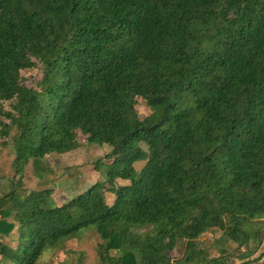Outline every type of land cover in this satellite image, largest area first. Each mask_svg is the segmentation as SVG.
<instances>
[{
  "label": "trees",
  "instance_id": "obj_1",
  "mask_svg": "<svg viewBox=\"0 0 264 264\" xmlns=\"http://www.w3.org/2000/svg\"><path fill=\"white\" fill-rule=\"evenodd\" d=\"M0 141V261L53 264L94 229L93 264H264V0H0ZM82 143L109 148L103 180L25 185Z\"/></svg>",
  "mask_w": 264,
  "mask_h": 264
},
{
  "label": "rangeland",
  "instance_id": "obj_2",
  "mask_svg": "<svg viewBox=\"0 0 264 264\" xmlns=\"http://www.w3.org/2000/svg\"><path fill=\"white\" fill-rule=\"evenodd\" d=\"M135 108L141 118L152 113V108L141 97L136 98ZM108 151L109 148L103 145L82 143L74 150L59 154L54 153L35 159L26 166L23 181L27 187L34 188L38 185L36 182L38 179L36 180L34 176L38 175L37 178L42 177L45 181V185H40L54 188L57 202L66 201L76 193L85 190L89 184L104 179L103 173L99 170H104L105 166L101 165L98 168L99 170H97L95 162L101 158L103 161L108 162V160L104 159V155ZM13 154L11 143L2 144L0 141V192L9 190L10 177L13 175L10 165ZM144 163V161L136 162V170L139 171ZM110 196L108 194V200ZM11 236H15V233ZM200 238L207 247L208 256L216 255L217 251L212 244L214 238L212 234L206 233ZM97 241H100L98 234L94 229H89L79 239H70L65 243V247L70 249L69 252L65 254L61 250H57L51 254L49 259L53 261V264H58L63 257H66L69 264H74L81 255L82 264H93L95 262L94 245ZM183 245V241L179 240L174 250L176 258L182 255ZM231 245L233 246V244ZM78 251L80 253L76 255L74 252ZM83 252L85 253L84 255ZM0 264H10V262L1 260Z\"/></svg>",
  "mask_w": 264,
  "mask_h": 264
},
{
  "label": "crops",
  "instance_id": "obj_3",
  "mask_svg": "<svg viewBox=\"0 0 264 264\" xmlns=\"http://www.w3.org/2000/svg\"><path fill=\"white\" fill-rule=\"evenodd\" d=\"M32 177H33V175H32ZM34 177L36 178V180L39 179V178H37L36 176H34ZM34 177H33V178H34ZM36 180H35V181H36ZM38 181H39V180H37L36 182H38ZM41 181L44 182L43 178H42ZM38 183H39V182H38Z\"/></svg>",
  "mask_w": 264,
  "mask_h": 264
}]
</instances>
